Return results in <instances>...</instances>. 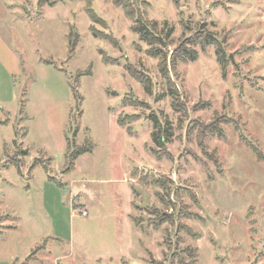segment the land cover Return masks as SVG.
Instances as JSON below:
<instances>
[{"label": "rangeland", "instance_id": "1", "mask_svg": "<svg viewBox=\"0 0 264 264\" xmlns=\"http://www.w3.org/2000/svg\"><path fill=\"white\" fill-rule=\"evenodd\" d=\"M39 1L0 22V264H264V0Z\"/></svg>", "mask_w": 264, "mask_h": 264}, {"label": "trees", "instance_id": "2", "mask_svg": "<svg viewBox=\"0 0 264 264\" xmlns=\"http://www.w3.org/2000/svg\"><path fill=\"white\" fill-rule=\"evenodd\" d=\"M43 1H45V0H40L39 3L43 2ZM89 1L90 0H88V2ZM114 2L116 5L121 6L124 9L125 14L127 16L133 17L134 7H133V4L130 0H114ZM88 11H89V17L93 23H95V22L100 23L101 22L104 24L103 20H101L95 14V12L92 9H88ZM133 31L138 34V37L140 40L145 41L147 43V45L150 46V49H148V51L152 54V56H158L159 52H161V49H159L158 46L164 47L166 45V42L164 39L167 37V35H162L161 33H157L155 31V23L154 22H151L149 24V23H146V21L141 20L140 18L138 19V17H137V19L135 20V23L133 25ZM90 32L92 33V35L94 37H98V38L102 37V38H105L108 40H113L112 36H110L109 34L103 33L101 31H98L93 25L90 27ZM68 37H69V42H70V47H71L70 52L72 53L74 51V47L77 43L78 36L69 33ZM202 42L204 44H212L215 47V54H216V58H217L218 62L222 63L223 65H225L227 63L228 57L224 53V50L221 46L219 39L207 34L203 37ZM177 54H178V57H180L183 60H184L183 54H185V56L188 57L190 60H193L196 58V54L194 52L186 51V49H180V51H178ZM103 61H104V63L108 62V60L106 58H103ZM166 61H167V56H166V54H164L162 62L160 64V66H161L160 72H161V75L165 79L169 80ZM170 62H172V64H173L174 58H172L170 60ZM127 70L129 72V74H131L132 76L137 78L142 84H146V78L144 75H142L140 73H136L133 70H131L130 68H127ZM170 94H174V91H173V89H171V87H170ZM154 122H155L156 127L160 126V124L157 122L156 119L154 120ZM118 123H119V125L123 126V122L121 119H118ZM153 136H154L153 138L157 142V144H159V146H163L162 145V138L163 137L160 134V132L159 131L154 132ZM68 146H69V144H68ZM90 146L91 145L89 143H87L83 147L72 150V152L71 151L68 152L70 158H69V163H68V166L66 167V170L69 171L73 166V159L77 155L88 151L90 149ZM253 149L256 152V154L260 157L261 155H260V153H258L257 149L256 148H253ZM43 248H44V246H41V245L38 247L36 246L31 251V253L29 254V256L25 262L29 261V258L34 257L37 254V252Z\"/></svg>", "mask_w": 264, "mask_h": 264}, {"label": "crops", "instance_id": "3", "mask_svg": "<svg viewBox=\"0 0 264 264\" xmlns=\"http://www.w3.org/2000/svg\"><path fill=\"white\" fill-rule=\"evenodd\" d=\"M8 13H9V8L8 5L6 4L5 0H0V22H2L3 20H5L8 17ZM38 260V258L36 260H32V261H23L20 264H35V262ZM25 262V263H24Z\"/></svg>", "mask_w": 264, "mask_h": 264}, {"label": "water", "instance_id": "4", "mask_svg": "<svg viewBox=\"0 0 264 264\" xmlns=\"http://www.w3.org/2000/svg\"><path fill=\"white\" fill-rule=\"evenodd\" d=\"M73 191H74L75 194H78V193H80V192H84V193H86V194H89V192H88L86 189L82 188V187H79V188H73Z\"/></svg>", "mask_w": 264, "mask_h": 264}]
</instances>
